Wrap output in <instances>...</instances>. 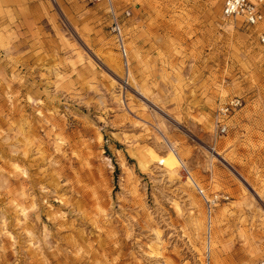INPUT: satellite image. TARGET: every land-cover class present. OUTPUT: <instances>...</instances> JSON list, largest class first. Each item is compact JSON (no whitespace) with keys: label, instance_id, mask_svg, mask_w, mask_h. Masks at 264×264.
Returning <instances> with one entry per match:
<instances>
[{"label":"rangeland","instance_id":"rangeland-1","mask_svg":"<svg viewBox=\"0 0 264 264\" xmlns=\"http://www.w3.org/2000/svg\"><path fill=\"white\" fill-rule=\"evenodd\" d=\"M222 6L0 0V264H264V20Z\"/></svg>","mask_w":264,"mask_h":264},{"label":"built area","instance_id":"built-area-1","mask_svg":"<svg viewBox=\"0 0 264 264\" xmlns=\"http://www.w3.org/2000/svg\"><path fill=\"white\" fill-rule=\"evenodd\" d=\"M101 1V0H95ZM222 13L227 18L240 19L249 26H256L264 20V0H223ZM112 31L117 36L119 42L120 50L124 59L127 60L128 52L125 44V39L123 35V27L118 16H114L111 23ZM260 39L264 42V33L260 34ZM242 104L240 98L232 99L231 101L224 104L219 108L218 117H219V126L221 124L220 130L222 132L227 131L226 124L222 123L226 116H229L233 110ZM223 118V119H222ZM202 193V191H200ZM203 194V193H202ZM206 197L209 206V214H211V207L213 199ZM209 262V254L207 255Z\"/></svg>","mask_w":264,"mask_h":264},{"label":"bare ground","instance_id":"bare-ground-1","mask_svg":"<svg viewBox=\"0 0 264 264\" xmlns=\"http://www.w3.org/2000/svg\"><path fill=\"white\" fill-rule=\"evenodd\" d=\"M202 193L204 194V191H202Z\"/></svg>","mask_w":264,"mask_h":264}]
</instances>
